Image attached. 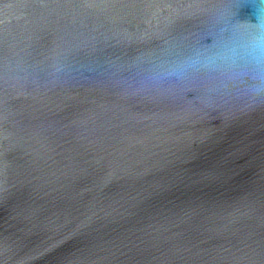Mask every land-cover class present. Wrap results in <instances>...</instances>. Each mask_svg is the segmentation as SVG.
<instances>
[{"label": "water", "instance_id": "water-1", "mask_svg": "<svg viewBox=\"0 0 264 264\" xmlns=\"http://www.w3.org/2000/svg\"><path fill=\"white\" fill-rule=\"evenodd\" d=\"M232 2L0 0V264H264V104L139 85Z\"/></svg>", "mask_w": 264, "mask_h": 264}, {"label": "clouds", "instance_id": "clouds-1", "mask_svg": "<svg viewBox=\"0 0 264 264\" xmlns=\"http://www.w3.org/2000/svg\"><path fill=\"white\" fill-rule=\"evenodd\" d=\"M249 18L238 19L240 9ZM205 83L206 94L236 93L248 107L264 104V0H233L217 9L190 49L144 70L141 88Z\"/></svg>", "mask_w": 264, "mask_h": 264}]
</instances>
